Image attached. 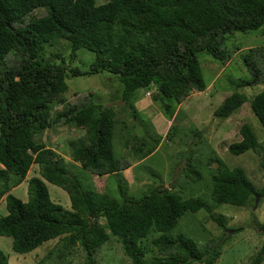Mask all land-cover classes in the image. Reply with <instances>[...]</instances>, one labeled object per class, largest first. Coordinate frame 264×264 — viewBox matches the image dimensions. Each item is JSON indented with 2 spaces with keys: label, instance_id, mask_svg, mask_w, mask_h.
Instances as JSON below:
<instances>
[{
  "label": "trees",
  "instance_id": "1",
  "mask_svg": "<svg viewBox=\"0 0 264 264\" xmlns=\"http://www.w3.org/2000/svg\"><path fill=\"white\" fill-rule=\"evenodd\" d=\"M250 32L264 35V0H105L100 5L94 0H0V201L5 212L0 215V237L10 238L11 251L27 254L58 239L62 242L56 258L78 247L91 264L94 252L112 236L130 264H216L225 241L241 228L227 229L226 217L214 209L252 206L255 196L264 198V184L258 189L242 167H227L199 131L190 145L195 152L205 147L206 159H193V151L188 152L179 173L194 183L203 179L200 169H208L209 201L183 197L177 184L169 189L161 186L160 176L152 182L159 185L140 197L127 196V187L119 184V199L111 198L82 186L61 157L34 137L58 126L75 127L84 133L70 144L69 156L79 168L97 177L126 170L129 161L113 156V107L94 103L91 93L66 99L65 79L107 73L121 86L119 99L133 121L144 123L132 103L138 90L149 92L151 102L170 121L177 115L176 106L190 95L214 87L215 81L203 82L197 54L204 53L226 68L239 51L237 44L226 46L227 37ZM59 42L69 50L67 58L57 51L46 58V49ZM78 49L94 55L86 71L71 66L82 63ZM242 63L249 78L233 81L212 117L226 120L248 102L264 132V90L249 98L239 93L264 83V47L248 49ZM175 127L165 134L168 142ZM238 134L240 140L226 148L229 155L262 150L249 125L242 124ZM129 139L133 143L124 147L136 161L154 152L162 140L155 133L149 138L133 134ZM257 166L264 182L263 158ZM22 182L26 201L10 193ZM46 184L65 192L68 207L50 199ZM200 210L219 230L218 237L199 246L181 233L169 236L179 218ZM257 227L264 233V224ZM52 248L44 260L57 250ZM146 253L154 255L147 260ZM263 261L264 245L247 264ZM0 264H8L1 251Z\"/></svg>",
  "mask_w": 264,
  "mask_h": 264
},
{
  "label": "rangeland",
  "instance_id": "2",
  "mask_svg": "<svg viewBox=\"0 0 264 264\" xmlns=\"http://www.w3.org/2000/svg\"><path fill=\"white\" fill-rule=\"evenodd\" d=\"M94 2L96 5H100L105 3V0H94ZM225 42H227V47L230 44H237L239 48V51L235 53L237 56H234L230 64L228 63L229 66L222 68L219 62L208 55L204 53L197 54L203 82L208 85L211 81H215L214 87L208 92L192 94L180 105L176 106L175 112L177 115L174 116L173 120L166 121L167 123L163 121L162 130L158 124L154 125L157 130L159 129L157 135L160 134L162 140L154 152L140 161L132 160L131 152L124 146L126 142L128 144L133 143L129 139L133 134L144 138L153 136L155 131L150 126V119L147 117L150 112L147 110L155 113L158 109L156 104H153L146 96L145 98H148V100L142 103H144L143 107L148 108L141 112L142 108L140 105H135L139 92L133 94V106L135 105L136 111L141 116L142 119L140 120L144 121L142 123L138 120V123H136L129 116L130 109L124 108L123 103L119 99L121 86L113 76L101 73L65 79L66 91L64 97L66 99H69L73 94L79 97L91 93V100L94 103L113 107L116 119L115 137L112 139L113 156L116 159L129 161L131 166L128 169L116 174L96 177L79 168L70 159V144L81 137L84 132L72 126H58L46 130L41 135H36L34 140L44 142L48 148L54 150L61 157L66 170L74 175L82 186L92 188L99 193H106L111 198L119 199L117 194V186L119 184L127 187V196L131 198L140 197L148 188L159 185V183L155 182V184H152V182H154V177L160 176L162 179L161 186L163 184V187L169 189L170 184H177V189L183 197L201 196L204 199H208V169L201 168L200 173L203 179L194 183L179 173L181 168L185 166L184 161L187 159L188 152L193 151V159H206L207 149L205 147L203 151L195 152L194 147L190 145L195 140L194 132L199 131L202 141L206 142L218 154L227 167H242L251 183L256 188H261L264 182L257 163L259 159H264V153L261 155L264 152V132L249 111L248 102L243 103L229 118L223 121L214 119L212 111L231 92L234 80L249 78V73L242 63V58L248 49L264 47V35H260L258 32H250L248 34L234 33L229 35ZM55 51L65 58L69 54V50L65 49L64 43L59 42L57 45L46 49L45 57L48 58V55ZM76 56L82 63H71V66L77 67L80 71H86L94 55L84 49H78ZM262 90H264V83L242 89L239 93H243L246 98H249ZM123 124L127 125L125 130L122 128ZM242 124L250 126L262 150L256 149L254 152L247 151L238 156H231L227 153L226 148L230 143L240 140L238 129ZM170 126H176V130L171 141L168 142L164 137ZM196 145L201 146V144ZM192 170L197 171V168ZM29 174L31 176L33 172ZM46 186L49 197L54 203L63 208L68 207V199L65 192L49 184H46ZM25 190L26 182H22L12 189L10 193L21 201H26ZM3 207V200H1L0 215L5 213ZM213 213H219L226 217L227 229L241 228L236 233H226L232 236H229L222 246V253L216 264H247L250 258L264 245V233L257 227L259 224H264V198H259L255 205L253 201L252 206L245 208L218 205ZM179 233L188 236L199 246H202L208 239L218 237L220 234L219 230L208 220L206 213L202 210L194 214L185 213L179 218L176 227L170 232L169 236ZM153 237H148L146 243ZM61 242L58 239L49 240L35 250L19 255L11 251L10 238L0 237V251L6 256L8 264H87L84 259V253L78 247L73 248L69 255L64 258H56L57 252L61 248ZM52 247L57 248V250L44 260L43 258L48 251L54 249ZM153 255V253H146L145 259L148 260ZM42 259L44 260L43 262H41ZM91 264H130V262L123 255L120 243L116 238L110 236L109 241L94 252ZM262 264H264V261Z\"/></svg>",
  "mask_w": 264,
  "mask_h": 264
},
{
  "label": "crops",
  "instance_id": "3",
  "mask_svg": "<svg viewBox=\"0 0 264 264\" xmlns=\"http://www.w3.org/2000/svg\"><path fill=\"white\" fill-rule=\"evenodd\" d=\"M137 92H139V94L137 95V97H138V100H135V105L136 104H139L140 105V107L142 108L140 111L141 112H143L144 111V109H147L148 107H143V104L144 103H142V102H145V101H147L148 100V98H145L146 96L144 95V92L145 91H142V90H138ZM136 92V93H137ZM134 105V106H135ZM148 106V105H147ZM158 110V109H157ZM155 111V113H153L151 110H147V111H149L150 112V114L147 116L149 119H150V122H151V125H152V128H153V130L155 131V133L156 134H158L159 133V129L157 130L155 127H154V125H159L160 127L159 128H161V130L163 129V121L165 122V123H167L166 121L167 120H165L163 117H162V115L160 114V112L159 111ZM152 120V121H151ZM157 120V121H156ZM155 121V122H154ZM160 123V124H159ZM167 129H168V127H167ZM166 129V130H167ZM160 135V134H159ZM77 166H79L77 163H75ZM97 177V176H96ZM21 184V183H20ZM17 187V186H16ZM15 187V188H16ZM14 189V188H13Z\"/></svg>",
  "mask_w": 264,
  "mask_h": 264
},
{
  "label": "water",
  "instance_id": "4",
  "mask_svg": "<svg viewBox=\"0 0 264 264\" xmlns=\"http://www.w3.org/2000/svg\"><path fill=\"white\" fill-rule=\"evenodd\" d=\"M259 198L258 197H254V205L257 203V200H258Z\"/></svg>",
  "mask_w": 264,
  "mask_h": 264
},
{
  "label": "built area",
  "instance_id": "5",
  "mask_svg": "<svg viewBox=\"0 0 264 264\" xmlns=\"http://www.w3.org/2000/svg\"><path fill=\"white\" fill-rule=\"evenodd\" d=\"M145 95H146V96H150V93H149V92H145Z\"/></svg>",
  "mask_w": 264,
  "mask_h": 264
},
{
  "label": "clouds",
  "instance_id": "6",
  "mask_svg": "<svg viewBox=\"0 0 264 264\" xmlns=\"http://www.w3.org/2000/svg\"><path fill=\"white\" fill-rule=\"evenodd\" d=\"M144 95H145V92H144ZM146 96V95H145ZM148 98H149V96H148ZM150 99V98H149Z\"/></svg>",
  "mask_w": 264,
  "mask_h": 264
}]
</instances>
